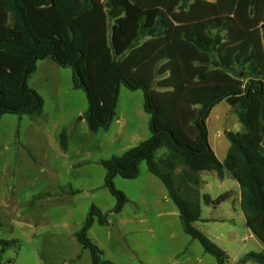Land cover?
I'll use <instances>...</instances> for the list:
<instances>
[{
    "label": "trees",
    "instance_id": "1",
    "mask_svg": "<svg viewBox=\"0 0 264 264\" xmlns=\"http://www.w3.org/2000/svg\"><path fill=\"white\" fill-rule=\"evenodd\" d=\"M189 1L0 0V118L41 114L43 100L28 80L47 58L71 69L73 88L87 100L92 133L107 131L120 86L141 90L149 138L101 162L104 186L116 199L111 213L127 202L114 177L135 179L144 162L176 206L183 232L216 264H227V254L192 224L200 219L199 173L221 179L228 173L239 188L245 225L263 245L238 264H264V0H231L225 12L218 3ZM237 69L244 70L241 78L230 75ZM223 100L243 131L227 134L221 163L209 145L206 120ZM59 145L66 151L65 130ZM227 197L204 195L203 202L216 206ZM94 220L109 224L107 213L92 206L75 239L91 264H112L87 237ZM15 244L0 240V253Z\"/></svg>",
    "mask_w": 264,
    "mask_h": 264
},
{
    "label": "rangeland",
    "instance_id": "2",
    "mask_svg": "<svg viewBox=\"0 0 264 264\" xmlns=\"http://www.w3.org/2000/svg\"><path fill=\"white\" fill-rule=\"evenodd\" d=\"M28 85L43 100L41 114L0 118V240L17 241L0 253V264H91L89 251L81 248L75 234L92 206L107 213L109 224L94 220L87 237L112 264H216L183 232L176 206L144 162L135 179L114 177V187L127 202L120 213H111L116 199L104 186L101 162L149 138L141 90L120 86L107 131L92 133L85 120V94L73 88L69 67L48 58L38 61ZM206 128L209 145L222 163L229 148L227 134L243 131L235 110L219 102ZM62 130L66 151L59 145ZM199 178L200 219L193 228L227 254V264L261 252L259 240L250 237L245 225L232 177L225 173L221 179L205 171ZM224 194L228 197L219 205L203 202L204 195L215 200Z\"/></svg>",
    "mask_w": 264,
    "mask_h": 264
},
{
    "label": "crops",
    "instance_id": "3",
    "mask_svg": "<svg viewBox=\"0 0 264 264\" xmlns=\"http://www.w3.org/2000/svg\"><path fill=\"white\" fill-rule=\"evenodd\" d=\"M194 0H190L189 4L192 3ZM199 1H203L204 3L210 4V5H215L218 3V5L220 4V8L223 12L228 11L229 7L231 6V0H199ZM220 2V3H219ZM188 11V9L186 10ZM195 14V13H194ZM194 18H196V15H194ZM222 35H224V33H222ZM247 67V66H246ZM244 70L241 69H237V72L242 76H243V72ZM236 72V73H237ZM232 76V73L230 74ZM239 199H240V192L238 191V203H239ZM249 231V230H248ZM250 232V231H249ZM253 236L250 232V237ZM260 242V241H259ZM261 244V242H260ZM260 249L261 251L263 250V245H260Z\"/></svg>",
    "mask_w": 264,
    "mask_h": 264
}]
</instances>
